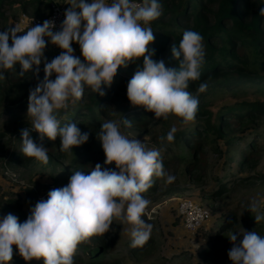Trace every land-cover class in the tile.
<instances>
[{
  "label": "clouds",
  "instance_id": "1",
  "mask_svg": "<svg viewBox=\"0 0 264 264\" xmlns=\"http://www.w3.org/2000/svg\"><path fill=\"white\" fill-rule=\"evenodd\" d=\"M68 4L71 7L66 9L59 31H53L54 21L45 20L26 31L15 26L0 32V70L19 64L24 76L36 65L34 75L38 79L42 59L45 65L43 80L29 90L27 117L31 128L22 130L21 151L25 156L45 165L49 162L48 148L34 142L32 130L40 133L41 140L46 136L55 141L59 136L63 152L70 153L86 143L89 133L73 122L61 126L58 110L68 109L69 101L81 100L85 86L104 96L102 84L110 87L118 68L130 62L137 63L138 68L127 84L133 106H145L156 119L167 120L172 114L184 124L195 122L199 99L187 89L190 82L200 80L205 63L200 33L185 30L179 45L173 42L170 48V61L176 66H166L163 59L153 58L155 49L150 45L155 36L151 27L143 26L163 14L159 0H143L141 6L132 0H69ZM259 14L264 16V7ZM21 32L24 34L18 35ZM45 37L64 50L50 62L45 55ZM73 41L80 45L84 61L74 55ZM141 58L142 63H138ZM3 75L0 71V79ZM207 88L203 82L197 92ZM123 124L132 126L126 118ZM176 131L173 126L168 132L169 142L174 141ZM97 138L106 155L104 163L115 162L116 167L102 168L97 163L90 174L75 171L66 186L50 190L46 200L37 201L24 222L12 213L0 218V264H10L13 245L26 261L43 258L44 264H74L78 246L94 236L103 237L117 220L132 225L131 247L147 244L154 226L143 218L150 201L142 193L153 186V177L165 178L168 184L176 177L165 170L160 150L130 139L121 132L118 121L102 122ZM247 209L256 213L257 223L264 220L255 200ZM228 237L233 242L228 251L233 264H264V237L247 230Z\"/></svg>",
  "mask_w": 264,
  "mask_h": 264
},
{
  "label": "trees",
  "instance_id": "2",
  "mask_svg": "<svg viewBox=\"0 0 264 264\" xmlns=\"http://www.w3.org/2000/svg\"><path fill=\"white\" fill-rule=\"evenodd\" d=\"M159 2L163 5V14L149 24L143 25L144 27H151L155 36L154 42L150 45L151 48L155 49L154 59L157 61L163 59L166 66H176L175 61H170V48L173 42L178 46L185 30L196 31L204 38L203 43L206 55L205 63L201 69V78L198 81L190 82L187 89L194 96L198 95L199 110L196 120L191 126L190 123L184 124L181 118L175 124L169 121L163 124V127H165L163 135L166 137L171 128L173 126L176 127L175 139L170 143H182V152L181 154H174L173 150L164 151V154L161 155L164 168L169 167L173 162L170 159H174L175 157L177 163L175 162L174 164L180 163L181 172L184 176L188 177V181L197 182L201 181L204 175L203 160H201L200 155L206 151V146L211 143L213 134L215 138H223L228 146L237 143L234 137L226 134V130H231V124L229 119H227L229 114L225 116L221 111L217 112V114H212L205 104L206 91L198 93L197 89L203 82H206L208 87H212L228 84L239 79L262 81L261 78H264V76H260V73L264 72V16H261L259 13L260 8L264 7V0H159ZM15 3L20 4L22 11H30L34 16H43L50 9V4L47 0H0V32L5 31L8 27L15 26L22 31H26V29L8 22L9 15L14 18L17 16V13L11 10ZM23 34V32L18 33V35ZM9 43L11 44V39ZM137 62L142 63V58ZM44 66V61L42 60L38 66L40 69L38 79L34 75L36 65H33V69L25 73L24 76L20 75L22 68L19 64L14 69L0 70L4 74L3 79H0V102H4L6 107H16L21 100L27 101L29 90L36 87L45 76ZM126 69L138 70L137 63L130 62ZM117 80L118 77L116 75L110 87L102 84V88L106 93L104 96L96 94L89 86H85L84 96L81 100L75 103L69 101L68 109H61L60 113L57 112V119L60 120L61 126L73 122L77 124V127L82 132L89 133V140L83 145L73 148L70 152L69 165L74 171L80 170L85 174H90L89 164L106 157L97 134L102 126V119L104 118L105 121H109V117L116 112L115 107H112L116 97L125 96L123 98L126 99V103L120 107L118 114L121 117V123H123L124 118L131 121L132 126L130 128H142L140 124L148 116H151L144 111L133 110L131 113L126 112L131 107V102L127 96L126 86ZM235 109L238 110L236 116L239 122L246 121L249 123L258 118H264L263 101L259 105L256 101H242L237 107L226 108L225 113L228 110L233 112ZM157 120L159 119L155 118V121ZM124 127L129 128L125 125ZM20 130L19 128L16 131ZM30 134L34 142L38 145L43 144L48 148L49 159L55 162L61 160L59 152L53 153L50 151L52 147H60L61 138L59 136L53 141L46 136L41 140L40 133L35 130H32ZM17 137L22 139V134H19ZM21 143L22 141H19L17 147L10 151L9 157H7L9 163L32 159V157H27L22 153L19 145ZM247 146L249 147L247 151H243L245 149L242 147L239 148L238 153L240 154L242 151L243 153H241L237 161L238 170L244 167L251 168L256 165L258 156L253 157L254 141L248 140L246 142ZM170 149L168 147L166 150ZM65 154L66 152H64ZM232 173L238 174L237 172ZM252 178L256 179V176L242 177V180L248 182ZM153 179V186L147 192L142 193V195L152 193L157 189V183H159L160 178L153 177ZM228 184V181L218 183L217 187H214L210 191L203 189V194L209 199L218 198L229 190ZM180 188L166 189L161 187L160 194H171L179 191ZM27 193L30 195L28 197V205L31 209L35 206L37 200L32 195L33 191L31 189ZM46 198H48V195ZM7 204H10V202ZM16 216L20 222H24L27 219V216L22 214H16ZM237 216L238 214L235 211L223 212L214 221L215 226L211 227V231L215 230L217 235L224 232H232ZM242 217L247 222V231H255L261 235L259 233L261 228L260 222L257 223L255 217L248 210L242 213ZM143 218L154 225L152 218L149 220L147 215ZM153 234L152 231L151 238L143 248L131 247L132 237L126 240V247L135 255L144 254L151 246L156 244ZM109 236L110 230L103 237H92L90 241L95 242V245L88 242L80 244L74 254V260L80 259L81 254L85 253L90 260L89 264L100 262L101 258L105 261L108 248L105 245V241ZM261 236L264 237L263 235ZM197 255L198 259L193 261L191 253H189L188 257H184L183 252L180 251L172 256L175 260L170 264H214L216 260H219L223 264V256L220 257L219 251L212 249V246L198 249ZM33 260L36 261L32 263ZM111 260L113 263L114 261L117 262L118 259L116 260L112 256ZM11 263L44 264L43 258H33L31 261L24 260L19 251H13ZM230 264H233V261Z\"/></svg>",
  "mask_w": 264,
  "mask_h": 264
},
{
  "label": "rangeland",
  "instance_id": "3",
  "mask_svg": "<svg viewBox=\"0 0 264 264\" xmlns=\"http://www.w3.org/2000/svg\"><path fill=\"white\" fill-rule=\"evenodd\" d=\"M29 13L28 16L33 15L31 12ZM45 55L50 62V54L47 53L46 49ZM136 71L120 66L117 71V81L127 88L128 82ZM55 76L56 74L54 73L51 78L55 79ZM260 76H264V72H261ZM261 80L246 81L239 79L228 84L207 88L205 104L212 114H217L219 111L223 112L225 116L229 114L227 119H229L231 124V130H226V134L234 137L237 143L228 146L223 138H215L213 134L211 143L206 146V151L200 155L201 160H203L204 175L201 181L197 182L188 181V177L181 172L180 163L174 164L176 162L175 157L174 159L169 157L173 162L165 170L176 177L175 182L168 184L165 182V178H160L159 183H157V189L152 193L143 195L150 201L146 209V215L151 217L154 222L153 236L156 244L151 246L144 254L135 255L131 253L126 247V240L131 238L132 225H122L117 220L111 225L110 236L105 241V245L108 247L105 261L101 258L100 262H95V264H170L175 260L172 256L180 251L183 252L184 257H188L189 253H191L192 260L196 261L198 259V249L206 246H212V249L219 251L220 257L223 256V264L231 263L227 251L233 247V242L228 235L233 232L247 230L248 225L243 219L242 213L246 212L249 204L255 200L258 204V213L264 216V118H258L249 123L246 121L239 122L236 116L237 109L233 110V112L228 110L225 113V111L228 107H237L242 101H256L258 105L261 101L264 102V78H261ZM123 97L125 96L116 97L115 103L112 105V107H115L116 112L109 117L110 120L120 122V130L123 134L130 139H138L144 142L148 149L160 150L161 155L164 154V151L172 150L174 154H181L182 143L172 144L163 135L165 131L163 124L168 121L175 124L179 117L170 114L168 120L160 118L155 121V114L148 111L145 106H133L130 104L131 107L126 112L131 113L133 110L144 111L152 117L148 116L140 124V127H142H139L140 129L125 128L118 114L120 107L126 103V99ZM0 104V218L8 213L14 215L22 214L28 217L30 214L28 205V197L30 195L27 193L29 189L33 191L32 195L36 200L40 201L47 199L48 191L66 186L65 184L69 183L70 177L75 172L69 165L71 154L66 152L64 155V152L61 151V146L58 148L52 147L50 149L51 152H59L61 155L59 162L49 159L48 164L45 165L32 158L9 163L7 157H9L10 151L17 147L19 141H22L17 136L22 134L23 129L31 128L30 117H27L28 100H21L16 107H6L4 102H0ZM58 113H60V110H58ZM102 122H105L104 118ZM191 125L192 123H190ZM19 128L21 130L17 132L16 130ZM161 137H164L163 141H161ZM248 140L254 141L253 157L258 156V159L255 166L238 170L237 161L241 153L248 150L249 147H246ZM19 145L22 148V143ZM168 147L171 149L166 150ZM240 147L245 150L239 154ZM105 160L106 157L100 161L91 162L89 171L97 163L101 164L102 168L114 169L116 167L115 162L108 165L104 163ZM232 172H237L238 174ZM250 175L256 176V179L252 178L248 182L242 180V177H250ZM224 181H228L229 190L222 196L210 199L204 196L203 189L210 191L217 187L218 183ZM161 187L166 189L181 188L177 192L161 195ZM184 197L192 198L210 210L208 219L195 230L186 228L177 214L179 199ZM6 202H10V204ZM232 211L238 214L232 232H224L217 235L215 230L211 231L214 221L220 214ZM248 211L252 214L250 210ZM255 214L253 213L252 215L254 216ZM259 225L261 226L259 233L264 236V220H261ZM88 243L95 245V242L90 241ZM12 247L13 251H18L16 245ZM81 255L80 259L74 260V264H89L88 256L85 253ZM112 256L116 260L118 259L117 262H111ZM35 261L33 260L32 263ZM10 264L12 263L10 262ZM214 264L221 263L216 260Z\"/></svg>",
  "mask_w": 264,
  "mask_h": 264
},
{
  "label": "built area",
  "instance_id": "4",
  "mask_svg": "<svg viewBox=\"0 0 264 264\" xmlns=\"http://www.w3.org/2000/svg\"><path fill=\"white\" fill-rule=\"evenodd\" d=\"M132 2L137 6H141L143 4V1L141 0H132ZM65 11L66 10L63 5L53 2L50 4L49 12L43 16H28L26 14H22L17 26L27 30L29 27L37 24L43 25L45 20H49L54 21L55 23L53 31H59L61 30V23L66 18ZM45 39L48 42V37H45ZM177 214L186 228L195 230L203 225V223L208 219L210 216V210L194 199L184 197L179 199Z\"/></svg>",
  "mask_w": 264,
  "mask_h": 264
},
{
  "label": "crops",
  "instance_id": "5",
  "mask_svg": "<svg viewBox=\"0 0 264 264\" xmlns=\"http://www.w3.org/2000/svg\"><path fill=\"white\" fill-rule=\"evenodd\" d=\"M47 1H49V4H51V3H53V2L61 4V5H63V7L65 8V10H66L67 8L71 7V5L68 4V3H69V0H47ZM87 2H88V3H91L92 0H87ZM11 10L14 11L15 13H17V16L14 18L13 16L9 15L8 22H9L10 24H16V25H17V23L19 22L20 16H21L22 14H26V15L30 14V13H29L30 11H25V12L22 11V10L20 9V4H19V3H15V4H13ZM48 10H49V9H48ZM48 10H47V11H48ZM43 12H44V11H43ZM47 13H48V12H47ZM72 47L74 48V55L77 56V57H79L82 61H84L85 58H84L83 55H82V51H81L80 45H79L77 42L73 41V43H72ZM46 51H47V53L50 54V55H49V58L52 60L53 58H55L56 56H58V55H59L62 51H64V50L61 49L59 46H57V45L51 43L50 38H48ZM51 55H52V57H51Z\"/></svg>",
  "mask_w": 264,
  "mask_h": 264
}]
</instances>
